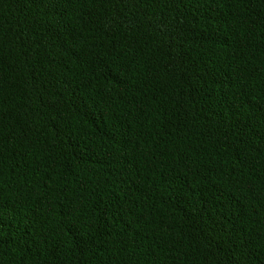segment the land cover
<instances>
[{"label":"trees","instance_id":"1","mask_svg":"<svg viewBox=\"0 0 264 264\" xmlns=\"http://www.w3.org/2000/svg\"><path fill=\"white\" fill-rule=\"evenodd\" d=\"M0 264H264V0H0Z\"/></svg>","mask_w":264,"mask_h":264}]
</instances>
